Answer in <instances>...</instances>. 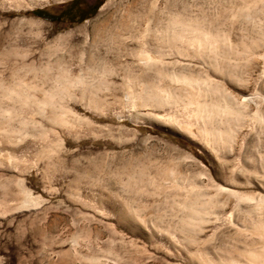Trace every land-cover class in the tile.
Returning <instances> with one entry per match:
<instances>
[{
    "label": "rangeland",
    "instance_id": "374dc122",
    "mask_svg": "<svg viewBox=\"0 0 264 264\" xmlns=\"http://www.w3.org/2000/svg\"><path fill=\"white\" fill-rule=\"evenodd\" d=\"M0 264H264V0H0Z\"/></svg>",
    "mask_w": 264,
    "mask_h": 264
},
{
    "label": "trees",
    "instance_id": "16d2710c",
    "mask_svg": "<svg viewBox=\"0 0 264 264\" xmlns=\"http://www.w3.org/2000/svg\"><path fill=\"white\" fill-rule=\"evenodd\" d=\"M73 1H76V0H73ZM64 10H65V7L62 8L61 11H64ZM32 13L34 15L39 16V17H42V18H48L47 15H46V13L43 10H41V9L34 10ZM81 19H83L82 16H79L78 17V20H81Z\"/></svg>",
    "mask_w": 264,
    "mask_h": 264
},
{
    "label": "bare ground",
    "instance_id": "6f19581e",
    "mask_svg": "<svg viewBox=\"0 0 264 264\" xmlns=\"http://www.w3.org/2000/svg\"><path fill=\"white\" fill-rule=\"evenodd\" d=\"M147 57V56H146ZM149 58V57H148ZM145 60H147V58H145ZM239 249V248H238Z\"/></svg>",
    "mask_w": 264,
    "mask_h": 264
}]
</instances>
